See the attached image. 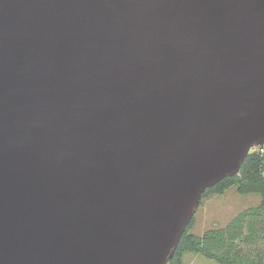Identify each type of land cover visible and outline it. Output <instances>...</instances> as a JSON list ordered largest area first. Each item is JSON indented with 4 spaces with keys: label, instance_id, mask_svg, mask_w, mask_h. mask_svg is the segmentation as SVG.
<instances>
[{
    "label": "water",
    "instance_id": "obj_1",
    "mask_svg": "<svg viewBox=\"0 0 264 264\" xmlns=\"http://www.w3.org/2000/svg\"><path fill=\"white\" fill-rule=\"evenodd\" d=\"M264 145V0H0V264H168Z\"/></svg>",
    "mask_w": 264,
    "mask_h": 264
},
{
    "label": "trees",
    "instance_id": "obj_2",
    "mask_svg": "<svg viewBox=\"0 0 264 264\" xmlns=\"http://www.w3.org/2000/svg\"><path fill=\"white\" fill-rule=\"evenodd\" d=\"M231 187L243 195H260V203L241 212L226 227L216 226L202 235L192 232L195 214L168 264H186L187 252L214 259L218 264H264V153L259 148L249 153L238 174L207 188L202 200L224 194Z\"/></svg>",
    "mask_w": 264,
    "mask_h": 264
},
{
    "label": "rangeland",
    "instance_id": "obj_3",
    "mask_svg": "<svg viewBox=\"0 0 264 264\" xmlns=\"http://www.w3.org/2000/svg\"><path fill=\"white\" fill-rule=\"evenodd\" d=\"M260 201V195H243L237 191L236 187L229 188L224 194L205 198L197 210L196 224L192 232L202 235L210 228L226 227L241 212L258 205ZM184 258L186 264H218L214 259L193 252H187Z\"/></svg>",
    "mask_w": 264,
    "mask_h": 264
},
{
    "label": "built area",
    "instance_id": "obj_4",
    "mask_svg": "<svg viewBox=\"0 0 264 264\" xmlns=\"http://www.w3.org/2000/svg\"><path fill=\"white\" fill-rule=\"evenodd\" d=\"M258 149L259 148V150L262 152V153H264V145H258V146H255V147H253L252 149H251V151L253 150V149Z\"/></svg>",
    "mask_w": 264,
    "mask_h": 264
}]
</instances>
